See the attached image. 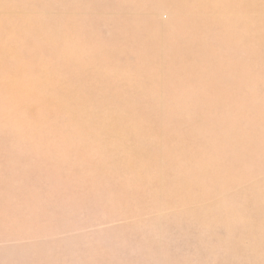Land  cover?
I'll return each mask as SVG.
<instances>
[{"label":"rangeland","instance_id":"rangeland-1","mask_svg":"<svg viewBox=\"0 0 264 264\" xmlns=\"http://www.w3.org/2000/svg\"><path fill=\"white\" fill-rule=\"evenodd\" d=\"M0 264H264V0H0Z\"/></svg>","mask_w":264,"mask_h":264}]
</instances>
